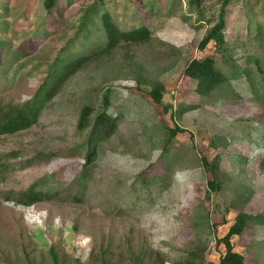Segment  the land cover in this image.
<instances>
[{
  "label": "rangeland",
  "instance_id": "374dc122",
  "mask_svg": "<svg viewBox=\"0 0 264 264\" xmlns=\"http://www.w3.org/2000/svg\"><path fill=\"white\" fill-rule=\"evenodd\" d=\"M96 1L61 0L48 31L40 0H0L12 21L0 38L15 39L10 64L0 65V98L18 102L33 96L60 54L82 58L106 45L107 9L122 30L147 26L153 33L81 67L37 126L0 141L1 151L20 150L22 159L54 156L30 168L14 161L1 190L45 185L56 174L51 192H61L31 207L0 199V264H54L52 250L61 264H218L225 252L218 240L239 213L253 219L233 239L235 249L246 264H264V0H251L261 34H248L237 2L228 9L227 43L217 49L212 42L204 51L199 43L212 25L205 16L213 13L205 4L198 22L185 1L113 0L93 15L87 7ZM26 11L21 27L16 20ZM205 56L228 78L209 95L196 93L184 74L192 59ZM249 57L262 68L249 64L252 84L242 76ZM157 81L165 84L168 112L147 92ZM106 91L118 129L103 143L81 195L68 188L85 163L71 152L87 137L78 119L85 104L99 113ZM174 127L181 131L170 139ZM202 157L214 165L209 172ZM209 180L221 185L207 196Z\"/></svg>",
  "mask_w": 264,
  "mask_h": 264
},
{
  "label": "trees",
  "instance_id": "16d2710c",
  "mask_svg": "<svg viewBox=\"0 0 264 264\" xmlns=\"http://www.w3.org/2000/svg\"><path fill=\"white\" fill-rule=\"evenodd\" d=\"M42 7L46 12V17L43 23L48 27L53 22V12L57 10L58 16L59 2L61 0H40ZM179 3L185 1L186 13L196 15L198 22H204V4L205 9L211 8L213 13L210 17L205 16V23L212 24L207 28L205 35L199 43V49L204 51L210 43H215L217 49L222 48L226 42V29H227V14L228 9L237 2L242 3L244 10V18L247 21L248 34L251 35L252 31L261 34L263 25L257 19L254 12L251 0H175ZM113 0H97L93 4L87 7L88 11H94L93 15L99 14L103 6L112 5ZM3 8V9H2ZM0 10V36L10 32L11 18L6 13L7 7L2 6ZM110 9V8H109ZM107 9L103 14L105 32L107 35V43L97 52L92 53L82 58L65 57L66 54H60L56 57L48 73L41 78L38 89L31 98L26 101L18 102L14 98H0V141L6 137L14 136L23 132H27L37 126L40 119L51 104V102L60 94L67 82L72 76L79 71L81 67H84L92 62H99L105 57L118 52L120 49H127L128 47L145 43L152 38V30L144 26L142 28L125 31L120 28L112 19L110 10ZM24 19H18L16 22L21 24L25 19L29 18L27 15ZM2 15H5L2 18ZM264 18V12H262ZM21 27L23 25L21 24ZM14 41L7 42L0 38V65L10 64V53L14 49ZM5 48V49H3ZM67 48V47H66ZM65 51V50H64ZM25 56L29 53L23 51ZM11 60H9L10 62ZM254 61L260 67V59L257 57H249L246 59L245 67L242 69V76H246L250 84L253 83V76L251 72L250 63ZM21 69V68H20ZM7 76L9 70L7 69ZM260 71L262 68L260 67ZM185 76L189 79L193 90L201 95H209L216 91L219 87L226 85L228 80L216 66V61L213 56H205L200 59H192L185 68ZM150 98L153 102L161 106L165 112L169 111L170 106L166 105L164 101V95L166 93V87L163 82L157 81L153 84L150 90H147ZM109 95L106 91L103 99L102 110L95 114V109L90 105L85 104L80 111L77 128L80 132H87V137L84 142L74 146L71 149L73 154H82L85 158V163L77 174L75 179L71 182L68 188H77L79 194L86 192L88 183L91 178V173L100 155V149L104 142L111 139L117 132L119 118L109 112ZM181 131L179 127L170 129V139L176 136V133ZM54 157L53 154L40 153L37 156L30 159H22V152L20 150H12L10 152H4L0 150V184L6 181L9 172L16 169L15 164L18 162L20 168L32 167L38 159L47 160V158ZM204 168L209 172L214 165L211 164L205 157H202ZM51 182H47L45 185L42 180L36 181L29 187L24 189H9L3 191L0 189V199L5 202L14 203L18 206L31 207L40 203L50 202L61 194L59 190L51 192V187L57 184V176L53 174L49 176ZM43 184H41V183ZM208 191L207 196H210V192L216 191L220 188V183L216 180H209L207 182ZM50 187V188H49ZM78 200H82V197L73 196ZM253 217L244 213H239L233 225L230 226L227 234L218 240V244L223 245L225 252L220 256L218 264H246L245 255L236 251L233 239L240 236L246 229L249 228V223ZM54 256V264H61L59 258L52 250Z\"/></svg>",
  "mask_w": 264,
  "mask_h": 264
}]
</instances>
